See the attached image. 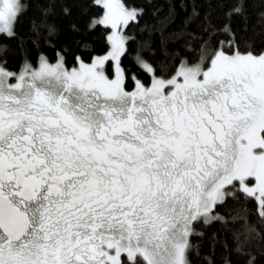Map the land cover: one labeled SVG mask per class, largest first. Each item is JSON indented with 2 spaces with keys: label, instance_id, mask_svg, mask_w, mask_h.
<instances>
[{
  "label": "flooded vegetation",
  "instance_id": "obj_1",
  "mask_svg": "<svg viewBox=\"0 0 264 264\" xmlns=\"http://www.w3.org/2000/svg\"><path fill=\"white\" fill-rule=\"evenodd\" d=\"M67 77L0 87V264H149L145 251L165 260L178 221L200 217L226 188L259 189L246 164L253 152L233 132L240 97L202 110V88L177 86L171 100L152 104ZM176 119L185 138L203 125L218 135L207 162L185 144L183 165L203 166L206 176L192 179L174 163L167 141L181 132Z\"/></svg>",
  "mask_w": 264,
  "mask_h": 264
},
{
  "label": "trees",
  "instance_id": "obj_2",
  "mask_svg": "<svg viewBox=\"0 0 264 264\" xmlns=\"http://www.w3.org/2000/svg\"><path fill=\"white\" fill-rule=\"evenodd\" d=\"M121 3L136 15L123 28L125 44L119 64L121 89L125 93L120 99L126 100L138 93L140 101L165 103L178 92L177 86L182 87L187 82L177 74L185 75L180 71L188 69L193 81L185 89L202 88L199 101L202 110L208 109L212 102L220 105L226 98L234 101L241 94V105L257 104V96L264 100V88L256 96L249 90L252 84L258 83L256 74L246 75L255 71L249 64H231L219 70L214 78L206 77L208 70L215 67L209 66L218 55L248 58L264 55V0H121ZM102 14L103 7L97 0H20L12 32L0 31V68L5 71L0 70L3 77L0 83L6 87L26 88L37 82L26 80L25 74L28 79L32 78L42 67V71L53 72L56 82L63 83V79L70 76L100 88L90 74L83 73L79 67L92 63L95 57L104 55L109 49V27L102 23ZM41 60L45 64L40 63ZM103 71L108 79L113 76L109 59L103 64ZM153 77L162 85L155 89L156 96L149 98L141 90L152 87ZM39 84H49V81L44 79ZM117 90L114 93L118 95ZM244 91L249 97L243 95ZM177 122L182 125L181 132L172 134L167 141L174 163H179V171H186L192 179L206 176L207 168L183 164L192 154L204 162L211 160L204 158L201 148L206 146L199 144L208 129L205 130V126L193 128V134L185 138L187 128L180 120ZM233 132L238 139L243 136L244 129L238 123ZM194 139H198L197 144ZM215 143L214 139L207 141L208 146H215L208 150L211 155L215 154ZM252 143L251 140V144L243 147L246 152L254 153ZM185 144L194 148L190 156ZM221 184L223 182L218 186L222 188ZM224 192L223 199L210 207L208 220L201 218L203 205L200 217L195 216L186 223L190 230L180 236L182 243L177 238L172 241L171 251L186 239L187 264H264V196L258 203L256 189L248 186L242 191L226 188ZM118 264L146 263L142 259L127 261L122 258Z\"/></svg>",
  "mask_w": 264,
  "mask_h": 264
},
{
  "label": "rangeland",
  "instance_id": "obj_3",
  "mask_svg": "<svg viewBox=\"0 0 264 264\" xmlns=\"http://www.w3.org/2000/svg\"><path fill=\"white\" fill-rule=\"evenodd\" d=\"M97 3L100 4L103 7V14L101 16V21L105 26L109 27V30L107 32V40L109 44V49L108 51L101 56H97L93 59L92 63L87 64V65H81L79 67V70L82 71L83 73L90 74L89 76L91 77L92 81L95 82L96 85H98L100 88L104 89L106 93L112 94L115 92L117 89L122 87V70L119 64V57L121 53L124 50V44H125V37L123 35V28L125 25L130 21L135 18V11L129 8H125L123 4L121 3V0H97ZM20 8V0H0V31L10 34L12 32L13 28V21L15 18V15L19 11ZM109 59L112 63V69H113V76L108 79V77L105 75L103 71V64L104 62ZM44 61H40V63ZM243 64H249L254 68L255 71L252 72H247L246 75L250 74H256L254 77L257 78L256 85L250 86V91H254L255 96L259 94V90L264 88V55L260 57H241L237 55H232V56H216L211 64L210 68L212 65L215 67L212 70H208L207 76L210 78H214V76L219 72V70L230 67L231 64L238 65L240 63ZM240 67V66H238ZM237 67V68H238ZM249 67L247 70H249ZM181 68L178 69L177 73L179 72ZM236 69V68H234ZM231 69V70H234ZM1 71H4L0 68ZM188 69H184L183 72L185 75L182 73H178L177 75L182 76L186 83H183L182 87L185 88L188 86L193 79H190V75L192 73L187 72ZM5 72V71H4ZM1 74V73H0ZM32 78L28 79V74L26 75V80L31 81L34 83L33 80H35L39 84L43 82L45 79L46 81L51 82H56L55 76H53V72L51 70L49 71H42V67L35 71ZM47 75V76H46ZM49 75V76H48ZM242 76V74H240ZM261 75V77H260ZM236 76V75H234ZM251 76V77H252ZM189 77V78H188ZM0 79L3 80L2 75H0ZM157 78L153 77L152 79V87L149 88L146 87L142 92L146 94L147 97L149 98H154L156 96V90L160 88L162 85L159 80H156ZM203 81V79H201ZM260 80L263 82L260 83ZM27 81V82H28ZM23 82H26L23 80ZM164 84H168L163 82ZM4 84L0 83V87H4ZM138 94V93H135ZM262 94V93H261ZM243 95L247 98L249 97V94L247 91L243 92ZM250 96H252L250 94ZM242 99V94L239 96ZM238 97V98H239ZM237 98V99H238ZM238 100H241V99ZM243 101V100H242ZM240 106H234L233 111L236 112L237 110L243 111V114H236L237 119L239 117H244L240 120H235L234 122L236 124L240 123V127L244 129L241 144L243 146H247L251 144L252 140V147H255L254 153H251L250 157L248 158L246 164L247 166L252 169V171L255 173L258 179V185L259 189L256 190L257 195L256 199L258 203L261 202V197L264 196V101L263 102H258L257 104H253L252 106H248L246 104L241 105L242 103L239 102ZM214 103H212L211 107L213 108ZM204 126V125H203ZM220 130V128H219ZM211 134H208L209 132ZM207 133L203 134L200 138L201 141V154L204 156V158L212 159V156L208 150L214 149L215 146H208L207 141L209 140H215L218 137V135L212 134V130L209 129ZM202 134V133H201ZM221 136V135H220ZM251 138V140H250ZM184 140V139H183ZM171 145V144H170ZM171 148V146H169ZM254 154H256L257 159L255 160ZM261 154V155H258ZM206 161V159H205ZM202 165V164H201ZM223 187V186H222ZM153 196V193L151 197ZM223 196H217L214 197L213 200L210 202V199L203 205L204 211H203V218L204 220H208L210 217L209 209L210 207L217 203L218 201H221ZM146 213L143 214L145 216ZM188 221V220H187ZM180 228H175L173 229V238L172 241H174L177 238V241L182 243V238L180 236L186 231H189V225L187 224L186 226L182 227V225L186 224V222H179ZM177 224V225H178ZM182 224V225H181ZM181 244H178V246ZM186 239L184 240V243L179 247L175 248L172 251H167V257L165 260H160L161 257L158 255V253L153 252L149 253L146 252L144 248H141L145 252H142V255H147L148 258L151 259L149 264H187L186 262ZM129 255L128 257H130Z\"/></svg>",
  "mask_w": 264,
  "mask_h": 264
},
{
  "label": "water",
  "instance_id": "obj_4",
  "mask_svg": "<svg viewBox=\"0 0 264 264\" xmlns=\"http://www.w3.org/2000/svg\"><path fill=\"white\" fill-rule=\"evenodd\" d=\"M15 214V213H14ZM17 216H20V215H17ZM14 218H15V215H14ZM24 217H18L17 218V223H13V229H14V232L19 235L23 232V230L25 229V219H23Z\"/></svg>",
  "mask_w": 264,
  "mask_h": 264
}]
</instances>
